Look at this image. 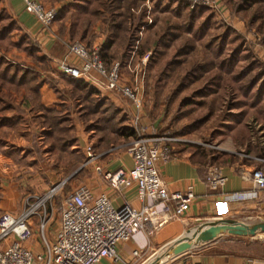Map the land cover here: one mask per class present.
<instances>
[{
    "label": "crops",
    "instance_id": "obj_1",
    "mask_svg": "<svg viewBox=\"0 0 264 264\" xmlns=\"http://www.w3.org/2000/svg\"><path fill=\"white\" fill-rule=\"evenodd\" d=\"M37 1L58 13L62 8L72 6L75 0ZM164 1L167 3L172 1L171 4L174 3L175 7H178L181 0H131L128 25L138 24L133 32L136 40L130 46L117 39L106 52L110 64L120 65L121 78L125 76L124 72L131 74H128L129 86L137 92L139 87L133 84L137 77L130 83L133 71L137 69L135 56L138 52L141 53L140 47L146 34L156 27L154 20L156 3L159 6ZM255 5L253 2L251 10L243 12L236 9L235 0H211L212 7L208 9L216 26L226 25V28L229 27L242 36L253 56L264 64V33L256 31L260 23L263 24L259 17L263 18L264 13L254 18ZM261 8H264V2L261 3ZM0 14H6L17 26L10 34V42L16 45L22 40H29L39 59L35 61L24 51L13 46L0 49V59L36 76V82L20 86L17 90L1 91L3 94L0 95V216L9 214L19 218L29 209L30 204L36 202L35 198L44 196L50 190V185L54 181L64 183V186L69 184L71 192L78 187H86L94 196L105 194L117 209L124 204L134 208L141 207L142 202L137 197L134 185L120 192L114 191L103 180L102 173L96 171V168H100L103 172H115L119 169L129 170L132 167L128 148L133 140L134 127L126 126L122 120L126 113L131 116L133 106L128 105L132 102L108 90L106 81L95 72L79 80L86 84L88 89L95 91L89 97V100L93 101L92 104L90 105V101L84 102L72 96L73 87L66 82L70 78L63 75L58 68L59 61L64 58H67L71 65L78 67L81 65L77 57L68 54L67 45L72 43L69 38V18L54 20L48 28H44L33 15L25 11L21 0H0ZM252 23H255V28ZM109 34L110 30L106 23L99 20L85 39L75 42H81L88 48L100 51L105 47ZM145 51V55L151 53L150 49ZM121 78L120 83L126 85L125 82H121ZM8 93L10 96H7ZM56 105L60 106L58 111ZM112 112V121H109L108 116ZM132 114L135 117L139 112ZM54 115L66 116L67 121L61 126L68 127L69 135L72 137L64 151H51L45 136V132L48 131L45 123ZM256 130H259V126ZM256 132L253 133L251 144L257 142L264 147V132L260 130ZM212 140L214 142H210L208 146L202 144L197 146L224 155L219 160H213V154L206 158L193 155L192 150L187 149L184 142H176L170 146V160L166 163L157 161L159 175L167 192H183L191 186L195 198L183 218L164 226L149 242L146 241L144 234L138 233L129 242L120 245L118 252L125 264L131 262L130 258L132 263L143 260L152 246L154 248L170 242L177 233L199 221L215 220L214 216L224 219L245 216L256 217L259 220L264 217V191L252 190L247 179V175L256 167H262L264 170V163L259 161L264 158L255 152H246V145L236 143L231 138L223 141ZM88 147L97 156V159L89 163L86 152ZM214 170L220 171L226 178L224 187L216 192L210 191L205 182L208 173ZM235 192L243 193L245 201L236 202L231 197ZM145 203L151 202L145 200ZM42 215L49 217L44 231V239L48 245L54 244L60 227V218L55 215L52 205L38 208L29 216L28 225L32 237L24 247L36 255L45 252L39 233V219ZM185 234L187 233L183 232L180 236ZM188 234H193V230ZM12 241L13 237L10 236L0 242V249ZM133 251L139 252V258L133 257ZM108 263L103 261L100 264ZM165 264H264V245L235 249L216 244L179 255Z\"/></svg>",
    "mask_w": 264,
    "mask_h": 264
},
{
    "label": "built area",
    "instance_id": "obj_2",
    "mask_svg": "<svg viewBox=\"0 0 264 264\" xmlns=\"http://www.w3.org/2000/svg\"><path fill=\"white\" fill-rule=\"evenodd\" d=\"M27 13L33 15L44 27L48 28L56 17V10L46 8L37 0H21ZM190 9L196 6H211V0H184ZM68 54L77 57L81 65L74 66L67 58L59 61V71L72 79L82 80L97 73L106 81V88L127 98L133 104L139 103L138 92L130 86L120 83L121 72L118 63L106 68L100 59L99 50L88 48L81 42L67 45ZM139 115L134 117L135 138L128 148L132 158L129 170L119 169L115 172L96 168L102 173L103 180L114 191L120 192L132 185L136 188L141 207L134 208L124 204L117 209L105 194L94 196L86 187H78L62 198L59 207L60 227L54 244L48 245L44 239V231L49 217L42 215L39 219V233L44 243L45 252L36 255L24 247L32 237L28 225L29 216L38 208L51 205L55 196L61 191L63 184L50 189L44 196L35 198L36 202L19 218L9 214L0 216V242L13 237V241L0 249V264H125L118 252L120 245L125 244L138 234H144L149 242L164 226L180 220L190 209L195 198L189 186L185 191L169 193L162 183L157 161L170 160L171 144L185 142L167 134H156L139 125ZM139 125V126H138ZM138 126V127H137ZM87 163L97 159L91 148L87 150ZM264 163L263 159L259 160ZM252 190L264 191V170L255 168L247 175ZM210 191L216 192L225 185L226 178L220 171L208 173L205 179ZM231 197L236 202H244L243 193L235 192ZM145 200H150L146 204ZM134 258L139 252L133 251Z\"/></svg>",
    "mask_w": 264,
    "mask_h": 264
},
{
    "label": "trees",
    "instance_id": "obj_3",
    "mask_svg": "<svg viewBox=\"0 0 264 264\" xmlns=\"http://www.w3.org/2000/svg\"><path fill=\"white\" fill-rule=\"evenodd\" d=\"M252 1L256 4L253 17L257 18L263 14L261 3L264 0ZM131 4V0H75L72 6L62 8L54 20L69 18V38L72 43L85 39L92 27L99 20H103L110 34L99 55L106 68L110 69L112 64L106 53L110 45L121 39V42L131 46L136 40L133 32L138 24L128 25ZM171 15L174 25L172 28L167 27L165 33L171 36L172 40L181 41L176 49L177 54L185 55L200 47V58L193 60L187 77L202 79L205 82L203 88L213 91L224 89L229 95L225 114L218 127L211 132V138L220 141L231 138L236 143L246 145V152H255L264 158V147L257 142L251 144L253 133L256 134L259 130L264 132V64L253 56L243 37L231 28L225 27L222 34H214L216 23L207 7L199 5L190 9L188 3L181 0ZM16 27L6 14H0V49L13 46L38 61L36 50L29 40H22L16 45L10 42V34ZM160 41L161 39L158 40ZM30 82H36L33 73L0 59V95L3 94L2 89L9 92ZM66 82L72 85L74 98L84 102L90 101V105L92 104L93 101L89 100V97L94 90L88 89L86 84L76 79L70 78ZM7 96H10L9 93ZM96 106L94 103V107ZM59 107L55 106L56 111ZM112 116L113 112L108 116L109 121H112ZM66 121V116L54 115L45 123L48 127L45 136L51 151L66 150L72 140L69 128L61 126ZM255 125L259 126V130L254 132ZM185 147L201 158L213 154V160H219L224 156L205 147Z\"/></svg>",
    "mask_w": 264,
    "mask_h": 264
},
{
    "label": "rangeland",
    "instance_id": "obj_4",
    "mask_svg": "<svg viewBox=\"0 0 264 264\" xmlns=\"http://www.w3.org/2000/svg\"><path fill=\"white\" fill-rule=\"evenodd\" d=\"M171 2L168 1L167 3V1H164L160 5L158 4L159 6L156 3L154 15L156 27L148 32L145 39H143V44L140 47L141 53L138 52V55L135 56L137 69L133 71L132 81L130 82L133 83L134 78L137 77L133 84L139 87V103H130L128 107L133 106L132 113L139 112L138 123L140 126L154 130L156 134H167L184 140L186 145L197 146L198 144H202L208 146L210 142H214L211 138V132L218 127L225 114L229 95L224 89L213 91L203 88L205 82L202 79H195L191 76L187 77L188 69L192 65L193 60L200 58V47H196L194 51H190L185 55L177 54L176 49L181 44V41L172 40L171 36L165 33L167 27L170 26L172 28L174 25L171 13L177 7H175L174 3L171 4ZM235 5L238 11L248 12L253 7V1L235 0ZM259 21H263L262 23L264 24V14L263 18L259 17ZM263 24L261 25L260 23L257 27L256 31L258 33H264ZM252 26L255 28V23H252ZM225 27L226 25L218 24L215 27L214 34H222ZM159 39H161L160 42H158ZM149 49L151 53L145 55V50L148 51ZM123 74L125 76L121 78V82H125V86H129V73L124 72ZM123 78L126 80H123ZM132 113L131 116L126 113L122 117L126 126H135ZM253 127L255 132L257 125ZM132 132L134 139L135 129ZM256 168L263 169L262 167ZM60 184H63V187L51 203L54 207L55 215L58 217L62 198L71 192L69 184L64 186V183L55 181L52 182L49 189ZM46 207H49V205L46 204ZM214 217L215 220L205 219L195 223L193 226L189 225L184 231L177 233L176 237L172 238L171 241L180 237L183 232L188 233L192 231L198 225L224 219ZM233 219L244 223H255L259 220L256 217L245 216ZM261 234L263 233L248 235L239 231L222 232L216 235L210 242L200 244L183 254L216 244H223L235 249L245 246H259V244L264 245V236ZM171 241L168 242L169 244L166 243L158 247L153 248L152 246L151 250L143 257V260L132 263L130 258L131 262L127 264H149L162 250H165L172 244Z\"/></svg>",
    "mask_w": 264,
    "mask_h": 264
},
{
    "label": "water",
    "instance_id": "obj_5",
    "mask_svg": "<svg viewBox=\"0 0 264 264\" xmlns=\"http://www.w3.org/2000/svg\"><path fill=\"white\" fill-rule=\"evenodd\" d=\"M207 226L214 227L213 232L215 236L227 230L239 231L248 235H252L254 233L264 234V217H261L260 220L255 223H244L235 219H218L215 222H208L198 225L193 229L192 237L190 239H187V244L185 243V237L174 240V242H172V244L167 247L162 254H160L149 264H161L163 261H166L165 263H167L169 260L187 252L191 249V244L197 239V237ZM179 250H181L182 252L177 254Z\"/></svg>",
    "mask_w": 264,
    "mask_h": 264
},
{
    "label": "bare ground",
    "instance_id": "obj_6",
    "mask_svg": "<svg viewBox=\"0 0 264 264\" xmlns=\"http://www.w3.org/2000/svg\"><path fill=\"white\" fill-rule=\"evenodd\" d=\"M214 227L213 226H207L206 228H204V230L201 232V234L197 237V239L191 244V248H194L200 244H204L207 242H210L214 237ZM229 230L225 231L228 232ZM185 237V243L187 244V239H190L192 237V234H185L180 236L179 238ZM183 250V249H182ZM164 252V250H162V252H160V254H162ZM182 251L179 250L177 254L181 253ZM159 254V255H160ZM158 255V256H159ZM158 256H156L155 258H157ZM166 261H163L161 264H165Z\"/></svg>",
    "mask_w": 264,
    "mask_h": 264
}]
</instances>
